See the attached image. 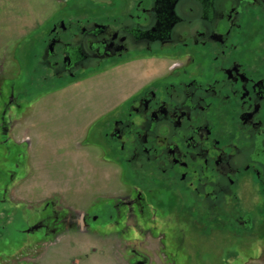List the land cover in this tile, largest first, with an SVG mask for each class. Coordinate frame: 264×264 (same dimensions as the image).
<instances>
[{
  "label": "flooded vegetation",
  "instance_id": "flooded-vegetation-1",
  "mask_svg": "<svg viewBox=\"0 0 264 264\" xmlns=\"http://www.w3.org/2000/svg\"><path fill=\"white\" fill-rule=\"evenodd\" d=\"M49 1L55 11L29 48L49 93L127 72L97 111L103 157L119 172L115 195L102 199L122 239L135 230V244L148 240L168 208L171 217L186 211L203 234L215 221L263 241L264 0ZM11 126H0L5 138ZM54 213L23 233L67 230L69 217ZM98 219L85 212L77 226Z\"/></svg>",
  "mask_w": 264,
  "mask_h": 264
},
{
  "label": "rangeland",
  "instance_id": "rangeland-1",
  "mask_svg": "<svg viewBox=\"0 0 264 264\" xmlns=\"http://www.w3.org/2000/svg\"><path fill=\"white\" fill-rule=\"evenodd\" d=\"M54 11L49 0H0V126L12 123L11 136L0 131V264H264V240L246 231L239 239L215 221L203 234L186 211L171 217L161 209L158 226L143 234L148 240L135 244V230L122 239L125 229L106 217L102 199L116 191L119 172L103 157L97 111L118 93L127 72L49 93L46 70L35 65L29 48L31 32ZM12 88L18 100L7 111ZM51 210L59 220L69 217L67 230L23 233ZM85 212L99 219L80 228Z\"/></svg>",
  "mask_w": 264,
  "mask_h": 264
}]
</instances>
